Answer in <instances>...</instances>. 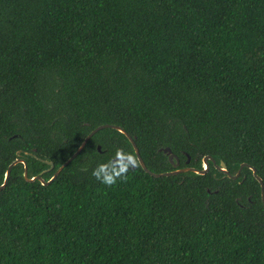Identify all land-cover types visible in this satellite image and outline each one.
I'll list each match as a JSON object with an SVG mask.
<instances>
[{
  "label": "trees",
  "instance_id": "trees-1",
  "mask_svg": "<svg viewBox=\"0 0 264 264\" xmlns=\"http://www.w3.org/2000/svg\"><path fill=\"white\" fill-rule=\"evenodd\" d=\"M102 124L154 173L169 147L264 182V0H0V185L17 157L49 181ZM118 148L137 158L104 128L46 184L14 165L0 264H264L248 166L107 186L92 171Z\"/></svg>",
  "mask_w": 264,
  "mask_h": 264
},
{
  "label": "water",
  "instance_id": "water-1",
  "mask_svg": "<svg viewBox=\"0 0 264 264\" xmlns=\"http://www.w3.org/2000/svg\"><path fill=\"white\" fill-rule=\"evenodd\" d=\"M104 128H114V129H117L119 131H121L122 133H124L129 141L132 143L133 147H134V150H135V153L137 155V160L139 161V164L141 165V167L148 173H150L152 176H170V175H174V174H178V173H181V172H187V171H193V172H196L197 174H205L208 170H209V163L208 161L211 160L213 162V164L215 165V167L219 170V171H222L223 173H225L229 178H232V179H237L240 174H241V171L243 169L244 166H248L252 172H253V175L255 176V178L259 181L260 183V186H261V196H262V202L264 204V182H263V179L257 174L256 172V169L251 166V165H248L246 163L244 164H241L239 169L237 170V172L235 174H231L228 169H227V166L226 164L223 162V161H220L218 164L216 163L215 159L211 156V155H206L203 157L202 159V163H203V168L202 169H197V168H193V167H185V168H177L179 166V159L177 157L176 154H174L171 149L169 147H165V148H162V151L166 154H168V159L170 161V163L175 167V170H171L169 172H162V173H154L152 171H150L145 162L143 161L141 155H140V152H139V148L134 140V138L121 126H118V125H115V124H102L98 127H96L95 129H93L83 140V142L81 143V145L79 146V148L76 150V152L64 163L62 164L58 169L57 171L55 172L54 176L49 180V181H45L42 176L40 175H36V176H33L31 178L28 177V168H27V164H26V161L23 159V158H19L17 157L7 168L6 170V173H5V177H4V181L3 183L0 185V190L4 189L9 181V178H10V174H11V170L13 168L14 165H16L17 163H23L24 164V177L26 180H29V181H35V180H40L43 184H46V183H50L52 180H54L57 175L61 172V170L66 166L68 165V163H70L76 156H78L80 154V152L83 150V148L85 147V145L87 144V142L89 141V139L95 134L97 133L98 131L104 129ZM98 150L101 151V147L98 146ZM17 155H20V151L17 152ZM45 162H47L48 164L51 165V168L54 167V163L51 162V161H47L45 160ZM135 168V167H134ZM132 168V169H134Z\"/></svg>",
  "mask_w": 264,
  "mask_h": 264
},
{
  "label": "clouds",
  "instance_id": "clouds-1",
  "mask_svg": "<svg viewBox=\"0 0 264 264\" xmlns=\"http://www.w3.org/2000/svg\"><path fill=\"white\" fill-rule=\"evenodd\" d=\"M138 166L139 161L134 154L118 148L112 159L93 169L92 176L102 184L113 186L118 181L126 180L128 171Z\"/></svg>",
  "mask_w": 264,
  "mask_h": 264
}]
</instances>
